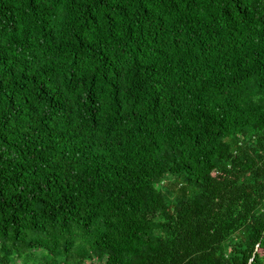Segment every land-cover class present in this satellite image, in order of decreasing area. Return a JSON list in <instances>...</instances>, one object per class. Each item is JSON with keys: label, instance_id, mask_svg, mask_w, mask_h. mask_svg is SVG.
<instances>
[{"label": "trees", "instance_id": "trees-1", "mask_svg": "<svg viewBox=\"0 0 264 264\" xmlns=\"http://www.w3.org/2000/svg\"><path fill=\"white\" fill-rule=\"evenodd\" d=\"M0 264H264V0H0Z\"/></svg>", "mask_w": 264, "mask_h": 264}]
</instances>
